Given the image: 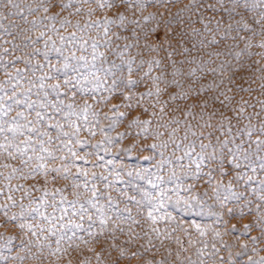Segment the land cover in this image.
<instances>
[{
  "label": "rangeland",
  "instance_id": "obj_1",
  "mask_svg": "<svg viewBox=\"0 0 264 264\" xmlns=\"http://www.w3.org/2000/svg\"><path fill=\"white\" fill-rule=\"evenodd\" d=\"M142 3L0 2V264H264V0Z\"/></svg>",
  "mask_w": 264,
  "mask_h": 264
},
{
  "label": "snow or ice",
  "instance_id": "obj_2",
  "mask_svg": "<svg viewBox=\"0 0 264 264\" xmlns=\"http://www.w3.org/2000/svg\"><path fill=\"white\" fill-rule=\"evenodd\" d=\"M0 2H2V0H0ZM8 2L11 3V0H8ZM85 2H87V0H85ZM232 2H233V3H236L237 0H232ZM97 3L99 4V6H100L101 8H104V7L114 8V7H115V8H117V9H119V8H121V7H125V6L136 7V8H142V7L144 6L143 3H142V0H119V4L116 3V0H97ZM14 6H15V5H14ZM69 6H70L69 4H64V5H63V7H65V8H67V7H69ZM45 11H48V9L45 8ZM151 18H152L151 16H146V17H144L145 20H148V19H151ZM50 19H55V16L50 17ZM125 19H126V16H125L123 13L117 11L116 18H115V19H111V18H107V17H106L105 20H104V24H105V25L117 24V21H119V23L117 24V27H123V26H124V21H125ZM61 23H62V25H63V24L68 23V21H62ZM95 23H96L97 25H99L100 22L97 21V22H95ZM137 23H138V22L133 21V24H137ZM90 26H91V25H90ZM77 27H78V26H77ZM108 31H109V29H108L107 27H105V28H104V35H105L106 37L108 36ZM153 31H154V30H153ZM41 35H43V33H41ZM146 38H147V37H146ZM61 39L63 40L64 38L61 37ZM71 39H72L73 41L76 40L75 34L72 35ZM86 43H87V41H84V42L81 44V48H83V47H84V44H86ZM262 46H264V45H262ZM91 47L93 48V50H94V52H95V49L97 48V44H96L95 41L92 42ZM126 47H131V45H126ZM101 55H103V54H101ZM95 58H96L95 55H93V60H95ZM72 59H77V58L75 57V55H73V56H72ZM79 59H80V60H86V58H85L84 56L79 57ZM67 60H68V58H65L64 68H68V66H69L68 63H67ZM156 63L159 64V61H157ZM130 64H131V62L129 63V67H128V71H129V73H131V71H132ZM93 67H95V65H93ZM113 67H116V65H113ZM77 70H78L77 68L73 67V71H77ZM57 71H59V69H57ZM104 71H105V74H106V75H113L111 69H106V70H104ZM93 75H95V73H93ZM145 75H147V73H146ZM85 79H87V78L85 77ZM154 79H155V80H159L160 77L158 76V77H155ZM99 80H100V78H99V77H96V86H97V87L100 86V84H99ZM64 83H65V85H68V84L71 83V81L68 80V79H65ZM113 84H114V85L116 84V81H115V80L113 81ZM135 84H136V80H133V79H129V80L126 82V86H132V85H135ZM42 86H43V85H42ZM51 87H52L53 91L56 92L57 95H59V91H58V89H59L60 85H59V84H56V85H52ZM159 93H160V89H159V87H157V89H156V94L159 95ZM152 94H153V93H152L151 91H149V92L147 93V95H149V96H151ZM110 98H111V97H109V98H107V99H110ZM173 98H175V97H173ZM125 99H131V97H130V96H129V97H125ZM30 107H34V106H33V105H30ZM53 107H55V105H53ZM67 107H68L69 109H71L73 106H72L71 104H69ZM90 107H91V105H87V104H85V106H84L83 109H82L83 113L85 114V115H84V119H85V120H87V113H88V110H89ZM113 107H114V108H118L119 105H113ZM128 107H131V105H128ZM75 114H76V113H74V112L69 113V115H75ZM19 115H22V114H19ZM98 115H99L98 113H93V116H94V117H98ZM120 115H121V116H124L125 113H120ZM37 117H40V113H39V112H37ZM29 123H30V122H29ZM97 123H99V120H98V119H97ZM131 123H132V124H140L141 121H140L139 119H137L135 116H133ZM143 123H148V121H144ZM130 126H131V124H130ZM57 127H61V126H60V125H57ZM70 127L73 128L74 131L71 133V137H70L69 141H68L67 143H65V144L63 145V147L67 149V151L71 154V156H72L73 158H75V159H83V157H79V156H77V153H76L75 151H73V149H72L71 147H69V144L72 143V138H75V137L78 136V133L80 132V127H79L77 124H75V123H71V124H70ZM24 128H28V125H27V124H25V125H19V124H16L14 127L9 128L8 131H11V132L13 133V137H15V135H16L17 133H19L20 135H24V132H23V129H24ZM3 131H5V129H4V127H3L2 125H0V132H3ZM28 131L33 132V133H35L37 136H41V137H43V136H47V135H48L47 132L41 133V132H39V130L36 129V128H28ZM100 131H101V132H104V129L101 128ZM89 132H90V134L93 135V136L96 134L95 131H93L92 129H89ZM63 135H64V136H69L70 134L67 133V132H64ZM6 139H7V138H6ZM51 140H52V137L49 136V137H48V141H47V143H51ZM22 143L25 144V145L30 144V143H31V137H29L28 140H25V141H23ZM75 143H76V144H81L82 141H80V140L77 138V139H75ZM44 144H45V141L41 139V140H40V151H41V152H47V153H48V156L51 157V158L54 160V159H55V156H54L51 152H48V149L44 147ZM3 147H4V145L0 144V148H3ZM16 147H17V150L21 152V154H24V152H25L26 149L21 148L19 145H17ZM202 147H204V146L202 145ZM33 151H35L34 148H33ZM9 155H11V153H9ZM29 159H31V157H29ZM37 159H41V160H42V159H44V157H43V156H38ZM61 159H64V157H61ZM38 167H39L40 169H43V168H44V165L41 164V165H39ZM262 167H264V165H262ZM52 171L59 172L60 169H58V168H53ZM64 171L67 172L68 169L65 168ZM81 175H85V176H86L87 173H86V172H83V173H81ZM65 178H67V177H65ZM76 186L79 187V185H76ZM84 186H85V188H87V183H85ZM91 191H92V195H93V197H95V196H96V190H95V188L91 189ZM161 196L163 197V196H164V193H161ZM9 199H11V197H9ZM88 203L91 204L92 201H88ZM149 203H151V201H150ZM160 204H161V206H162V204H163V201H162V200L160 201ZM93 207H95L94 204H93ZM155 207H156V206L153 205V208H155ZM81 209L83 210V205H81ZM33 211L36 212L37 214L41 215V216H44V214L40 212L39 208L34 209ZM148 216H149V218L153 221V223L156 222V219H157V218H156L155 216H153V214H152L151 211L148 213ZM44 218H45V219H48L47 217H44ZM13 219H14V217H13ZM21 227H23V225H21ZM76 227H79V225H76ZM29 228L31 229V226H29ZM33 235H35V233H33ZM121 254H123V253H121ZM133 255H136V254L133 253Z\"/></svg>",
  "mask_w": 264,
  "mask_h": 264
}]
</instances>
